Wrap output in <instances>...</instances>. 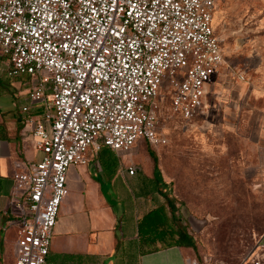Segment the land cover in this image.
Listing matches in <instances>:
<instances>
[{"label": "built area", "instance_id": "obj_1", "mask_svg": "<svg viewBox=\"0 0 264 264\" xmlns=\"http://www.w3.org/2000/svg\"><path fill=\"white\" fill-rule=\"evenodd\" d=\"M217 1L0 0V54L12 75L35 80L28 96L42 109L27 121L42 157L13 179L22 229L16 264H48L70 167L102 148L129 153L140 141L167 143L156 113L160 89L183 120L203 111L226 64L213 26ZM255 247L264 249V235Z\"/></svg>", "mask_w": 264, "mask_h": 264}, {"label": "rangeland", "instance_id": "obj_2", "mask_svg": "<svg viewBox=\"0 0 264 264\" xmlns=\"http://www.w3.org/2000/svg\"><path fill=\"white\" fill-rule=\"evenodd\" d=\"M213 26L226 64L207 87L203 111L183 120L160 89L156 113L167 143L140 141L134 148L143 150L124 153L120 162L123 169L145 164L151 172L148 149L156 154L168 194L197 244L190 264H246L264 235V0H218ZM16 170L27 173L28 166ZM19 199L11 194L13 202ZM21 237L22 229L16 252ZM259 251L253 255L264 264Z\"/></svg>", "mask_w": 264, "mask_h": 264}, {"label": "crops", "instance_id": "obj_3", "mask_svg": "<svg viewBox=\"0 0 264 264\" xmlns=\"http://www.w3.org/2000/svg\"><path fill=\"white\" fill-rule=\"evenodd\" d=\"M11 70L8 58L0 54V264L17 263L21 218L11 200L13 174L23 162L28 165L42 157L33 126L27 123L42 110L29 100L32 78L14 76ZM140 150L142 145L129 153ZM123 155L102 148L89 152L86 165L70 167L69 194L59 209L48 264H190V251L174 244L144 252L150 247L142 244L138 224L166 205L163 194L170 187L162 173L156 178L145 164L129 175L120 162ZM177 214L182 219V213Z\"/></svg>", "mask_w": 264, "mask_h": 264}, {"label": "trees", "instance_id": "obj_4", "mask_svg": "<svg viewBox=\"0 0 264 264\" xmlns=\"http://www.w3.org/2000/svg\"><path fill=\"white\" fill-rule=\"evenodd\" d=\"M148 147H150L149 144ZM148 152L154 163V175L156 178H159L161 177V170L159 168L158 157L150 149H148ZM163 195L166 198L167 206H161L152 210L138 224L139 236L142 244L150 247L149 250H145L144 252L152 253L157 251L158 244H174L176 246L185 247L189 251L191 249L196 251V241L189 234L188 229L183 225L182 220L178 218L177 211L174 209L173 201L171 200L169 194L164 193ZM259 240H257V242ZM259 252V254H263L264 249ZM256 261L259 260L257 256H254L251 260H248L245 263L254 264Z\"/></svg>", "mask_w": 264, "mask_h": 264}, {"label": "water", "instance_id": "obj_5", "mask_svg": "<svg viewBox=\"0 0 264 264\" xmlns=\"http://www.w3.org/2000/svg\"><path fill=\"white\" fill-rule=\"evenodd\" d=\"M256 250V247L252 250V252L250 253V255L249 256H251L252 255V253L254 252Z\"/></svg>", "mask_w": 264, "mask_h": 264}]
</instances>
